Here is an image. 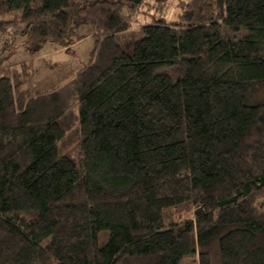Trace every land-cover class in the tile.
Wrapping results in <instances>:
<instances>
[{"label":"trees","instance_id":"trees-1","mask_svg":"<svg viewBox=\"0 0 264 264\" xmlns=\"http://www.w3.org/2000/svg\"><path fill=\"white\" fill-rule=\"evenodd\" d=\"M144 1L0 0L30 52L95 38L53 91L0 58V264H264V0Z\"/></svg>","mask_w":264,"mask_h":264},{"label":"rangeland","instance_id":"rangeland-1","mask_svg":"<svg viewBox=\"0 0 264 264\" xmlns=\"http://www.w3.org/2000/svg\"><path fill=\"white\" fill-rule=\"evenodd\" d=\"M185 1L187 0H145L140 6L129 10L134 28L160 20L178 22ZM19 16L18 11L0 14L1 20H13L8 29L0 32V58L4 65L24 70L25 74L21 79L25 93L33 95L38 91L56 90L74 79L93 57L95 38L87 28L80 30L83 37L69 47L61 48L48 41L38 51L30 52L25 46V37L22 35L24 25L18 21ZM162 70H167V66ZM172 71L176 76V70ZM259 204L264 211V197L259 199ZM182 217H193V211L180 214V218Z\"/></svg>","mask_w":264,"mask_h":264}]
</instances>
